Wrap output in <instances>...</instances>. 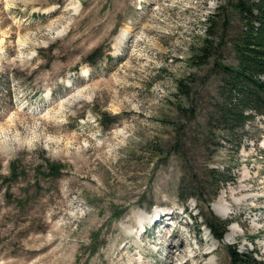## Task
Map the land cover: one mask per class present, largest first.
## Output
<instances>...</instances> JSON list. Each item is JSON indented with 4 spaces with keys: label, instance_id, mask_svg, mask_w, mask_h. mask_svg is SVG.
I'll use <instances>...</instances> for the list:
<instances>
[{
    "label": "rangeland",
    "instance_id": "374dc122",
    "mask_svg": "<svg viewBox=\"0 0 264 264\" xmlns=\"http://www.w3.org/2000/svg\"><path fill=\"white\" fill-rule=\"evenodd\" d=\"M209 16L218 45L198 66ZM240 30L226 0H0V264L55 234L69 264H170L176 244L264 263V106L239 128L219 114Z\"/></svg>",
    "mask_w": 264,
    "mask_h": 264
},
{
    "label": "trees",
    "instance_id": "16d2710c",
    "mask_svg": "<svg viewBox=\"0 0 264 264\" xmlns=\"http://www.w3.org/2000/svg\"><path fill=\"white\" fill-rule=\"evenodd\" d=\"M226 3L231 4L234 11H237L241 21L240 33L233 40L237 66L217 64L226 77L221 93L224 101L219 114L224 127L230 129L232 126L242 127L253 118L252 113H259L260 106H264V81L261 79L264 76V0H226ZM223 9L224 7H219L217 11ZM214 17L209 16L206 20V35L201 45L196 48L194 56L190 58L192 64L199 66L212 58V50L218 45L212 39L216 28ZM177 90L185 97L189 94L188 85L182 80L177 82ZM49 170L59 172V168ZM208 176L217 180L219 185L227 182L222 179V173L215 169H209ZM209 205L207 204L208 207ZM213 224L214 226L207 224L206 227L214 239L221 240L230 222L214 218ZM228 248L231 264H264L256 260L253 254H239L236 249Z\"/></svg>",
    "mask_w": 264,
    "mask_h": 264
},
{
    "label": "bare ground",
    "instance_id": "6f19581e",
    "mask_svg": "<svg viewBox=\"0 0 264 264\" xmlns=\"http://www.w3.org/2000/svg\"><path fill=\"white\" fill-rule=\"evenodd\" d=\"M220 200H221V205L215 213H216V215H218L221 218H227L231 214V206H232L233 202L231 200L229 201L225 195ZM237 202H239V201H237ZM160 213L156 214L157 216L153 220V225H155V223L157 221H159L160 219H163L162 223L166 222L165 219H167V218L164 219V217H167L169 214L162 213V215H160ZM170 215H172V214H170ZM156 228H158V227H156ZM141 229H142V226H141ZM29 230H30V228L26 226L24 228L23 232H28ZM172 230H174V229H172ZM162 232H164V231H162ZM172 233H174V231L165 230L163 237H162V238H164V240L162 241V246L163 245L164 246L169 245V243L171 242L170 239H171ZM235 233H236V230L233 229V230H231L230 233L227 234V236H232V235L235 236ZM176 234H178V231L175 233V235ZM56 236L57 235L55 234L54 239H56ZM54 239L53 240L51 239V241H47L41 237H36L34 235L31 238H27L24 242L25 244H23L24 247H20L19 250L16 251V253L21 256V259L17 262H14V263L12 262L11 264H69L71 262L70 261V259H71L70 255L65 256V255H67V254H65V255L60 256L59 255L60 253L58 251L59 247L58 248H51V247L55 246L56 240H54ZM184 247H185V245H184ZM186 253H187V251L185 249H183L179 244H176L174 246V251L170 252V254H168L167 258L170 262L172 261L171 262L172 264H200L199 263L200 260H202L208 256L218 255V249L214 248V249H209V250L204 251L203 248H197L195 250L194 255H192V256H190L191 254L188 256L187 255L188 253L187 254ZM29 261H32V263H29ZM206 264H218V258H217V263L209 260Z\"/></svg>",
    "mask_w": 264,
    "mask_h": 264
}]
</instances>
